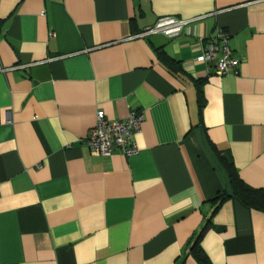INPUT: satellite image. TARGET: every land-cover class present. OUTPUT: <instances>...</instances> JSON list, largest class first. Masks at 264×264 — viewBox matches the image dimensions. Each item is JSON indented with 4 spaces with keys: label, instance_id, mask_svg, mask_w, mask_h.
<instances>
[{
    "label": "crops",
    "instance_id": "obj_1",
    "mask_svg": "<svg viewBox=\"0 0 264 264\" xmlns=\"http://www.w3.org/2000/svg\"><path fill=\"white\" fill-rule=\"evenodd\" d=\"M164 16L197 19L141 35ZM218 29L238 75L195 61ZM99 110L144 117L138 154L92 153ZM215 148L264 187V0H0V264H201L199 235L213 264H264V212L215 210Z\"/></svg>",
    "mask_w": 264,
    "mask_h": 264
},
{
    "label": "built area",
    "instance_id": "obj_2",
    "mask_svg": "<svg viewBox=\"0 0 264 264\" xmlns=\"http://www.w3.org/2000/svg\"><path fill=\"white\" fill-rule=\"evenodd\" d=\"M196 19L164 16L154 25L146 28L141 35L164 34L175 37ZM229 41V32L218 29L215 35L207 37L203 52L195 61L205 64L209 72L220 76L240 74L242 60L235 56ZM143 118L142 115L132 112L126 119L111 121L106 118L103 110H99L96 125L88 137L92 153L103 156L110 155L114 151H120L126 156L138 154L140 149L135 135L141 130Z\"/></svg>",
    "mask_w": 264,
    "mask_h": 264
},
{
    "label": "trees",
    "instance_id": "obj_3",
    "mask_svg": "<svg viewBox=\"0 0 264 264\" xmlns=\"http://www.w3.org/2000/svg\"><path fill=\"white\" fill-rule=\"evenodd\" d=\"M162 55V53H160ZM165 61L170 63V59L164 54L161 56ZM204 97L200 96V101L202 102ZM218 157L229 173L230 184H231V192L224 191L220 192L214 199L213 202L217 203L215 210L218 209L222 203L230 197H237L240 199L246 206L260 210L264 212V187L255 188L251 187L245 183V181L240 177L239 172L231 160V158L225 154H223L220 150H217ZM201 239V235H199L192 245L191 253L197 258V260L201 264H213L208 258L207 254L203 251L199 240Z\"/></svg>",
    "mask_w": 264,
    "mask_h": 264
}]
</instances>
